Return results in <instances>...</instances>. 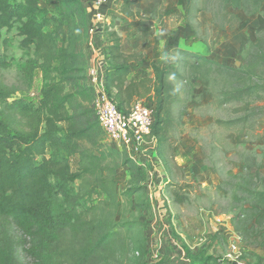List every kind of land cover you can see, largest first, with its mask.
Masks as SVG:
<instances>
[{
    "label": "trees",
    "instance_id": "1",
    "mask_svg": "<svg viewBox=\"0 0 264 264\" xmlns=\"http://www.w3.org/2000/svg\"><path fill=\"white\" fill-rule=\"evenodd\" d=\"M81 1L55 0L56 17L41 10L38 0H0V32L17 25L22 48L32 47L24 79L31 84L39 72L42 80L37 103L14 98L13 90L0 81V264H21L18 251L35 264H89L97 256L110 259L132 251L145 254V237L138 221L147 207L143 173L125 158L124 151L107 145L96 120L92 93L86 86L88 57L82 46L89 38V27ZM121 1V13L133 18L130 8L134 2ZM263 1L186 0L184 23L195 31L193 21L208 12L220 32L233 31L242 21L239 13L255 16ZM51 26L53 30L45 32ZM98 32L106 43L107 95L124 114L134 100L154 105L146 141H153L154 154L168 173L170 133L179 123L174 108L183 105L184 90L177 83H189L192 76L208 82L214 70L254 78L244 68L231 69L194 51L173 48L175 67L162 58L149 63L150 77L130 79L132 71L143 65L141 55L124 54L121 38L109 28ZM10 66L0 56V70ZM256 89L247 84L221 89L214 97L220 106L243 103L239 111L247 112ZM247 120V115L227 122L215 120L213 126L236 130L233 141L241 146L248 140ZM59 152L66 157L57 158ZM68 157L77 158L76 171L70 169ZM122 167H128L129 180L118 191L115 177ZM75 182L84 205L73 202L69 186ZM59 196L73 208L55 215L53 199ZM77 207L80 209L75 211ZM27 239H36L37 244L28 247ZM219 262L211 257L199 260V264Z\"/></svg>",
    "mask_w": 264,
    "mask_h": 264
},
{
    "label": "rangeland",
    "instance_id": "2",
    "mask_svg": "<svg viewBox=\"0 0 264 264\" xmlns=\"http://www.w3.org/2000/svg\"><path fill=\"white\" fill-rule=\"evenodd\" d=\"M94 1H81L89 36L109 28L121 38L124 51L141 55L143 65L132 71L130 79L150 77L149 63L162 58L175 67L171 56L175 46L195 50L224 67L244 68L254 78L214 70L208 82L192 76L189 83H177L184 90V103L174 108L179 123L170 133L169 173L158 158L150 159V144L134 155L124 152L143 173L147 207L138 221L145 237V254L132 251L110 259L97 256L89 264H199L207 257L221 260L218 264H264V1L259 14L247 17L239 13V27L225 32L218 30L208 12L197 16L195 31H191L183 19L186 0H130L134 2L130 8L133 18L121 13V0H104L100 20L93 18ZM38 5L48 15L58 17L55 0H38ZM16 28L0 32V56L11 64L0 70V81L13 90L14 98L37 103L41 75L36 72L31 84L24 79L23 69L32 57V47L22 48ZM105 45L103 39L92 43L101 52L100 69L106 67ZM85 52L90 58L91 53ZM183 72L189 75L184 68ZM247 84L257 88L248 100L247 112L239 111L243 103L220 106L214 97L221 89ZM246 115L245 145L234 144L236 130L213 126L215 120L227 122ZM62 157L66 154L59 152L57 158ZM68 162L76 171L77 158L68 157ZM115 179L117 190H123L129 180L128 167L118 169ZM77 186L78 182L69 186L73 202L83 204ZM93 200L97 201L95 197ZM72 208V203L60 196L53 199L55 215ZM26 241L28 247L37 244L36 239ZM18 258L21 264H35L21 251Z\"/></svg>",
    "mask_w": 264,
    "mask_h": 264
},
{
    "label": "built area",
    "instance_id": "3",
    "mask_svg": "<svg viewBox=\"0 0 264 264\" xmlns=\"http://www.w3.org/2000/svg\"><path fill=\"white\" fill-rule=\"evenodd\" d=\"M104 0L93 2L95 20L102 18L100 8ZM98 66L87 67L86 86L92 93V105L99 127L105 134L109 147L124 151L129 155L143 150L153 141H146L150 136L154 121V105L145 100H134L127 113H121L107 95L103 72Z\"/></svg>",
    "mask_w": 264,
    "mask_h": 264
},
{
    "label": "crops",
    "instance_id": "4",
    "mask_svg": "<svg viewBox=\"0 0 264 264\" xmlns=\"http://www.w3.org/2000/svg\"><path fill=\"white\" fill-rule=\"evenodd\" d=\"M94 37L98 41L101 40V39H103L101 33L96 32L93 36H89L88 40L82 46V49L85 50V51H88L89 53H91L90 58H88V61H87V66L93 65V66H98L99 67V66H101L100 65V61L102 59V56H101V52H100V50L98 48L99 46L98 47L97 46L96 47H92V43L96 42V40H95ZM97 48H98V50H97ZM173 48H179V47L178 46H175ZM179 49H182V48H179ZM121 51L124 54H133V52H132L133 50L124 51V48H123V45H122V41H121ZM191 51H195V50H191ZM104 53H105V49L103 50V54ZM104 74H105V71L103 72V78H104ZM149 147H150L151 152H152V156H150V159L151 160H155L157 157L154 154V147H153V145H151Z\"/></svg>",
    "mask_w": 264,
    "mask_h": 264
}]
</instances>
